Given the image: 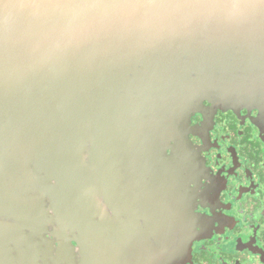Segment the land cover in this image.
<instances>
[{
    "label": "water",
    "instance_id": "water-1",
    "mask_svg": "<svg viewBox=\"0 0 264 264\" xmlns=\"http://www.w3.org/2000/svg\"><path fill=\"white\" fill-rule=\"evenodd\" d=\"M262 94L264 0H0V264H178L166 152Z\"/></svg>",
    "mask_w": 264,
    "mask_h": 264
},
{
    "label": "flooded vegetation",
    "instance_id": "flooded-vegetation-1",
    "mask_svg": "<svg viewBox=\"0 0 264 264\" xmlns=\"http://www.w3.org/2000/svg\"><path fill=\"white\" fill-rule=\"evenodd\" d=\"M238 97L204 100L166 152L171 214L190 233L178 264H264V98Z\"/></svg>",
    "mask_w": 264,
    "mask_h": 264
}]
</instances>
